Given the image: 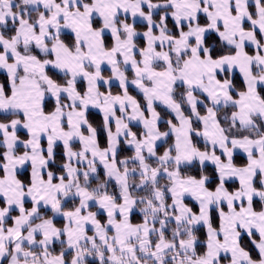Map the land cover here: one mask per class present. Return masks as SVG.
Returning <instances> with one entry per match:
<instances>
[{"label": "snow or ice", "instance_id": "6c2138e0", "mask_svg": "<svg viewBox=\"0 0 264 264\" xmlns=\"http://www.w3.org/2000/svg\"><path fill=\"white\" fill-rule=\"evenodd\" d=\"M0 264H264V0H0Z\"/></svg>", "mask_w": 264, "mask_h": 264}, {"label": "crops", "instance_id": "0c3cea01", "mask_svg": "<svg viewBox=\"0 0 264 264\" xmlns=\"http://www.w3.org/2000/svg\"><path fill=\"white\" fill-rule=\"evenodd\" d=\"M93 111H95V110H93Z\"/></svg>", "mask_w": 264, "mask_h": 264}]
</instances>
